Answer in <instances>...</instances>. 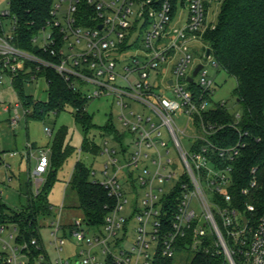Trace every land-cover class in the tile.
<instances>
[{
  "label": "built area",
  "instance_id": "2783aa9c",
  "mask_svg": "<svg viewBox=\"0 0 264 264\" xmlns=\"http://www.w3.org/2000/svg\"><path fill=\"white\" fill-rule=\"evenodd\" d=\"M208 2L189 0L187 19L172 26L176 12L170 0H53L48 18L31 38L33 48L50 60L15 45L18 21L11 13V0L0 12L1 83L7 74L12 86L28 63L35 66L36 73L42 68L53 69L88 100L112 96L121 110L119 120L134 137V148L128 156L123 148L118 151L107 143L101 151L106 163L102 178L94 181L111 199L103 227H90L82 218L67 226L81 248L78 262L82 264H103L100 255L106 256V264H155L159 255L174 260L178 239L188 236L193 241L187 247L194 253L215 249L224 255L225 264H264V214L256 226H250L249 220L245 223L246 216L233 206L229 190L232 163L244 145L222 147L210 139L218 125L207 124L204 113L226 106L224 101L213 102L214 80L203 63L196 76L197 86H191L196 77L192 83L188 81L200 65L195 64L191 44L213 26L207 22ZM141 44L145 47L142 54L126 57L124 73L117 72L119 60L114 55L140 51ZM210 56L204 54L207 59ZM169 70L172 76H167ZM132 74L137 75L135 83L130 81ZM119 78L125 82L123 86L115 84ZM37 79L36 74L32 75L29 84ZM130 101L147 107L152 115L136 112ZM20 107L24 109L18 100L12 118L14 127L20 122ZM5 110L10 112L9 107ZM176 114L187 118L184 129L173 119ZM236 118L240 119V114ZM164 127L179 152L181 166L163 136ZM47 131L51 136V130ZM183 137L192 139L189 147L184 145ZM50 150H39L31 174L36 193L50 166ZM123 173L146 190L143 208H137V198L132 205L139 225L137 239L128 247L124 246L128 222L124 213L129 199L121 182ZM255 173L256 169L252 171ZM96 175L92 171V176ZM177 183L181 188L178 212L171 231L162 237V200ZM255 186L253 181L251 187ZM247 193L248 189H243L242 194ZM195 201L202 210L201 217ZM50 227L51 244L61 252L66 243L61 233L66 226L58 217ZM17 232L13 224L0 225V264H52L44 243L33 239L31 244H19ZM30 245L45 250L33 263ZM53 264L71 262L60 256Z\"/></svg>",
  "mask_w": 264,
  "mask_h": 264
},
{
  "label": "trees",
  "instance_id": "16d2710c",
  "mask_svg": "<svg viewBox=\"0 0 264 264\" xmlns=\"http://www.w3.org/2000/svg\"><path fill=\"white\" fill-rule=\"evenodd\" d=\"M176 12L175 0H170ZM220 4L217 23L210 26L202 35L207 44L205 55L210 50L215 63L237 81L235 95L240 105L241 118L230 113L226 107H219L204 113L207 124H217L216 133L210 139L222 147L242 144L239 156L232 163L233 175L230 193L233 206L237 207L249 220L250 226H256L264 214V0H214ZM53 0H11V13L17 17V40L15 45L25 51L43 56L33 48L31 38L38 26L49 15ZM45 78L49 86L46 101H39L26 93V87L31 82V76ZM12 88L24 109L32 117L44 119L49 113L60 114L67 108L75 110V121L84 132L85 138L81 152L98 155L101 152L88 134L96 128L93 117L88 112V100L64 77L55 70L42 68L36 73L35 66L26 64L25 71L14 79ZM113 127L107 125L105 130ZM65 131H60L54 138L51 148L50 166L44 177V182L38 193L30 191L27 204L20 210L9 208L0 199V225L13 224L17 227V242L29 243L37 239L41 245L43 240L40 230L41 221L54 217L53 207L48 196L57 178V170L71 155L72 149L65 145ZM117 139V138H116ZM256 169V173L252 171ZM92 169L81 161L75 165L69 185L77 193L79 203L76 208L81 218L88 226L101 228L111 205V199L104 188L92 180ZM255 187H251L252 182ZM248 189L247 194H242ZM31 190V189H30ZM181 188L177 183L174 191L163 198L161 221L163 223L162 237L171 231V226L178 212ZM252 208L253 210H250ZM222 233H224V230ZM193 238H179L178 252H192L190 247ZM31 263L45 250H38L30 245ZM190 264H225V257L215 249L211 252H196ZM155 264H174L172 259L157 256Z\"/></svg>",
  "mask_w": 264,
  "mask_h": 264
},
{
  "label": "rangeland",
  "instance_id": "374dc122",
  "mask_svg": "<svg viewBox=\"0 0 264 264\" xmlns=\"http://www.w3.org/2000/svg\"><path fill=\"white\" fill-rule=\"evenodd\" d=\"M175 4L176 14L172 26L179 25L182 23L183 19H187L189 0H175ZM208 4L209 12L207 22L208 24L211 23L215 25L219 17L220 4L218 1L214 0H209ZM7 8V0H0V12ZM206 47L207 44L201 37L198 42L191 44V51L195 59V64L203 63L206 66L209 76L214 80L213 102L217 103L224 101L230 113L239 114L241 108L237 103L235 95L237 81L234 77L229 76L221 67L214 65L215 58L213 54L209 59L204 57ZM144 49V45L141 44L140 51L115 54L114 58L119 60L117 72L124 73V68L127 63L123 60L126 57L133 54L140 55ZM154 74L155 73H153V75ZM167 76H172L171 70L168 71ZM130 81L135 83L137 81V75L132 74ZM197 83L198 78L196 77L195 84L191 86L196 87ZM115 84L123 86L125 82L119 78ZM189 87L190 85H187V88ZM26 93L34 96L36 100L46 101L49 95V86L46 79L41 77L33 81L26 87ZM174 98L176 97L174 96ZM16 103H18L17 95L10 85L9 76L4 74L2 83L0 82V199L13 210H20L27 204L29 195L31 194L30 191L36 192L35 181L31 177V174L36 167L39 150L51 149L56 135L60 131H65V145L72 149V153L56 172L57 181L48 196L49 203L53 207L54 217L41 221L43 227L40 230V235L52 264L55 259L60 256L65 260H69L71 264H76L82 258L80 256L81 248L76 244L75 238L71 235L66 224L68 221L71 222L70 220L74 216L80 215L76 208L79 200L77 193L72 189L69 183L78 161H81L97 173L96 177L92 176V180L101 179V171L106 163V157L103 156L101 152L96 156L90 153L80 152L83 146L85 132L83 128L76 123L74 118L75 110L72 108H67L60 114L51 112L44 119H40L26 116L24 109L20 107L18 109L21 117L20 122L14 127L12 125V118ZM130 103L136 112H143L146 116L152 115L147 107H139L137 104L132 103V101H130ZM6 107L10 108V112L5 110ZM87 110L92 115L93 124L96 126V128L92 129L88 134L90 141H94L101 147V151L107 143L109 148H115L118 151H121V148H123L127 156L130 155L134 148V137L119 120L121 110L116 105L115 99L112 96L91 99L88 102ZM173 119L181 129L185 128L187 118L184 115H173ZM107 125H111L113 129L111 131L105 130ZM48 129L51 130V136L47 131ZM187 131L186 134H190L191 131ZM162 132L164 138L170 142L169 146L172 149V155L177 165L181 166L179 152L174 146L167 128H162ZM191 142L192 139H190V137H183V143L186 147H189ZM49 156L50 158L52 156L51 150ZM46 176L44 177L46 178ZM126 176L125 173L121 175V182L129 199V204L124 213L128 219L125 229L127 237L124 246L128 247L135 243L137 239L136 231L139 225L136 217L132 213V205L135 204V198H137V208H143L142 200L145 197L146 190L141 188L135 181H129ZM171 185L172 183L167 184L166 188ZM195 203L196 212L198 216L201 217L202 210L197 205V201H195ZM58 217L62 220L61 223L66 226L61 233V236L66 239V243L63 245V250L61 252L57 251L55 246L51 244L53 237L51 235L52 230L50 223L57 220ZM208 232H210L209 229ZM194 255V252L190 251L183 253L176 251L173 260L174 264H190ZM100 260L103 264H106V256L100 255Z\"/></svg>",
  "mask_w": 264,
  "mask_h": 264
},
{
  "label": "water",
  "instance_id": "95a60500",
  "mask_svg": "<svg viewBox=\"0 0 264 264\" xmlns=\"http://www.w3.org/2000/svg\"><path fill=\"white\" fill-rule=\"evenodd\" d=\"M210 53L211 51L208 50L207 51V54H206V57H209L210 56ZM203 65L200 64L198 65V67L195 69L194 73H193V77H190L189 78V82L192 83L193 82V78L197 76L198 72L202 69ZM171 84H172V81H169ZM244 222L247 223L248 222V219L247 218H244ZM77 264H82L81 262H78Z\"/></svg>",
  "mask_w": 264,
  "mask_h": 264
},
{
  "label": "crops",
  "instance_id": "0c3cea01",
  "mask_svg": "<svg viewBox=\"0 0 264 264\" xmlns=\"http://www.w3.org/2000/svg\"><path fill=\"white\" fill-rule=\"evenodd\" d=\"M208 12H209V8H208ZM211 24V23H210ZM24 113H25V115L26 116H30V117H32V114L31 113H29L28 111H24ZM78 210V209H77ZM78 212L80 213V211L78 210ZM82 216H81V213H80V215L78 214L77 216H74L70 221L71 222H69L68 221V223L66 224L67 226H69L71 223H73V221H74V219H76V218H81ZM61 222H62V220H60Z\"/></svg>",
  "mask_w": 264,
  "mask_h": 264
}]
</instances>
